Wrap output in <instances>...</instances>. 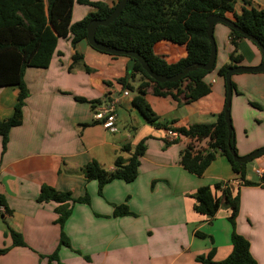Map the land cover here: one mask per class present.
Returning <instances> with one entry per match:
<instances>
[{
  "label": "crops",
  "instance_id": "crops-1",
  "mask_svg": "<svg viewBox=\"0 0 264 264\" xmlns=\"http://www.w3.org/2000/svg\"><path fill=\"white\" fill-rule=\"evenodd\" d=\"M245 1L235 0L236 14L243 8H264V0ZM218 26L213 35H218L215 39L223 48L218 45L222 48L218 54L216 45L215 71L204 78L210 93L185 104L182 94L175 101L154 96L149 88L144 99L156 117L153 123L146 122L132 105L136 92L127 90L125 97L118 83L125 79L133 89L141 83L140 75L132 76L127 57L100 53L86 41L73 49L66 38L58 41L46 69L25 71L28 97L22 123L10 130L4 151L0 140V206L4 210L0 212V250H5L0 264H49L47 257L55 251L61 264H200L196 257L211 249L213 259L222 261L231 250L229 211L221 208L209 221L193 211L191 197L200 187L220 183L239 188L235 232L249 241L256 263L264 264V181L254 174L255 169H264V154L250 172L247 163L245 179L256 186H240L238 175L220 155L197 177L180 164L183 139L173 143L166 133L214 124L223 112L225 82L217 72L230 63L233 48L230 29ZM153 53L172 64L185 57V46L162 41L154 45ZM75 54L81 60L69 70ZM236 55L241 60L235 67H257L262 62L258 48L245 38L237 42ZM231 82L235 86L231 125L237 154L244 157L264 147V73L235 74ZM18 94L16 87H0V120L12 115ZM113 100L116 123L111 132L94 120L93 112ZM141 141L146 148L133 182L112 181L99 194L96 181H85L82 170L88 163L95 161L113 171L117 157H129L122 148L129 146L133 152ZM42 186L70 193L74 199L87 195L89 203L73 204L60 227L57 204L37 202ZM120 205H126L133 216H114ZM10 230L21 235L23 247L12 246ZM61 234L70 248L59 247Z\"/></svg>",
  "mask_w": 264,
  "mask_h": 264
},
{
  "label": "trees",
  "instance_id": "trees-1",
  "mask_svg": "<svg viewBox=\"0 0 264 264\" xmlns=\"http://www.w3.org/2000/svg\"><path fill=\"white\" fill-rule=\"evenodd\" d=\"M0 0V87L13 86L19 90L17 102L12 115L0 120V140L4 151L11 129L22 123V108L28 97V91L23 81L27 69H46L56 51L58 41L70 38L73 49L81 41H86L87 24L94 20L106 19L113 12L120 0ZM245 3L247 1L244 0ZM87 5L93 9L84 19L72 23L74 4ZM235 0H128L120 16L106 27L99 26L95 31V39L108 47L138 53L147 62L150 69L157 75L173 76L180 73L186 66L206 63L210 55V44L206 35V19L210 15L226 17L232 20L241 30L256 38L264 47V8H243L241 14L234 12ZM244 39L230 29V45L233 51L230 63L221 67L217 74L224 79L228 69L234 68L241 60L236 55L237 42ZM166 41L185 46V57L176 63L168 64L153 53L155 44ZM96 51V50H95ZM102 53V52H100ZM73 64L69 70L81 60L80 55H73ZM132 76L138 74L141 83L136 88L132 105L148 123L156 120L155 115L146 103L144 96L150 88L154 96H169L178 101L183 95L184 103L191 104L210 93V86L204 78L209 72L195 70L176 83H156L141 68L138 62L130 59ZM124 90L134 91L126 80H118ZM232 90L235 86L231 82ZM176 91V93H173ZM78 101H83L77 98ZM253 106H255L253 104ZM88 126V125H84ZM186 137L190 143L183 150L180 164L190 174L201 177L211 162L220 155L230 164L234 174L238 175L240 186H256L254 182L245 179L247 163H236L232 153H236L234 133L228 140V130L221 112L214 124H197L187 129L175 130ZM179 140L171 141L177 143ZM203 144L205 148L195 150L196 145ZM145 143H137L131 152L129 146H124L122 152L128 158L117 157L113 171H106L99 163L92 161L82 170L85 181H96L99 194L102 188L115 180L125 183L133 182L138 174L140 158L145 151ZM230 148V149H229ZM260 156V155H259ZM220 196H217L218 192ZM194 200L193 211L211 221L218 210L228 209L227 221L231 225V250L222 261L213 259L214 249L206 255L196 257L200 264H257L250 254V244L247 239L235 232L236 219L239 212V188L231 189L227 184L204 186L191 196ZM38 203L53 202L57 204L56 223L62 227L68 219L71 207L76 203L88 204V196L74 199L70 193L58 192L55 189L42 186ZM0 197V205H2ZM114 216H133L126 205L116 206ZM198 236H203L197 234ZM13 247H23L20 234L10 230ZM59 247L70 248L68 239L61 234ZM5 250H0V254ZM49 264H61L57 251L47 257Z\"/></svg>",
  "mask_w": 264,
  "mask_h": 264
},
{
  "label": "water",
  "instance_id": "water-1",
  "mask_svg": "<svg viewBox=\"0 0 264 264\" xmlns=\"http://www.w3.org/2000/svg\"><path fill=\"white\" fill-rule=\"evenodd\" d=\"M127 1L128 0H120L117 6L115 7V9L113 10V12L106 19H103V20L94 19L89 22L86 27V42L92 49L98 52H102V53H105L111 56H124L130 59H134L136 62L139 63L142 70L156 83H176L180 79H182L185 75L197 69L207 71V72L211 71L215 65V59H216V45H215L214 38H213V28L216 24H222L228 27L229 29L243 36L245 39L251 41L258 48L261 54V57H262V62L259 66L257 67L237 66L234 68H230L227 70L224 76L226 95H225V104L223 108V114H224V121L226 123L227 130H228V140H230L231 133L233 130L232 125H231V119H230V105H231V98H232V93H233V90L231 87V76L235 74H242V73H264V47L263 45L256 38H254L253 36L241 30L232 20L226 17L210 15L206 19V23H207L206 35H207V38L210 44V55H209L208 61L203 64H195V65L186 66L180 73L170 76V77L163 76V75H157L150 69L147 62L138 53L133 52V51L119 50L113 47H108L106 45L99 43L95 39L96 29L99 26L106 27L109 24H111L115 19H117L120 16L124 7L126 6ZM262 154H264V147L257 149L256 151L244 157H239L236 153H232V159L236 163H248L252 159Z\"/></svg>",
  "mask_w": 264,
  "mask_h": 264
},
{
  "label": "built area",
  "instance_id": "built-area-1",
  "mask_svg": "<svg viewBox=\"0 0 264 264\" xmlns=\"http://www.w3.org/2000/svg\"><path fill=\"white\" fill-rule=\"evenodd\" d=\"M214 81L212 80L211 83ZM123 95L126 97L129 95L128 91L125 90L123 92ZM115 106H116V101H110L106 105H104L101 108H95L93 112V118L96 122H99L100 125L108 131L114 132L115 131V123H116V114H115ZM167 138L169 141H174V140H180L183 139L184 141V149L187 147V145L190 143V140L186 137H183L179 135L177 132L173 130H167ZM205 148L206 147L203 144H198L196 145L195 150ZM254 174L256 177L264 181V169L257 168L254 170ZM226 184V183H225ZM0 212H4L3 208L0 206Z\"/></svg>",
  "mask_w": 264,
  "mask_h": 264
},
{
  "label": "rangeland",
  "instance_id": "rangeland-1",
  "mask_svg": "<svg viewBox=\"0 0 264 264\" xmlns=\"http://www.w3.org/2000/svg\"><path fill=\"white\" fill-rule=\"evenodd\" d=\"M88 1L89 2H93V1H97V0H88ZM109 1L111 2L113 0H109ZM92 11H93V9L91 7H89V6H87V5H80V4L75 3L74 6H73V9H72V19H71V22L74 24V23H77V22L81 21L82 19H84ZM217 25H219L218 27H225L222 24H217ZM216 37H218L217 34L213 35L215 45L222 46V48H223V44L222 43L220 44L219 43V39H215ZM60 43L63 44V41L60 42ZM219 46H218L219 49L217 48V52H218V54L219 53L221 54L222 48H220ZM219 50H220V52H219ZM213 71H215V70H213ZM213 71H211V72H213ZM135 90L136 89H134V91ZM134 91H130V92H134ZM239 157H241V156H239ZM261 157H263V156L262 155L261 156H258V157L254 158V159H252L251 161L248 162L249 169H250L249 172L253 170V168L255 167L256 161H258V159H260Z\"/></svg>",
  "mask_w": 264,
  "mask_h": 264
}]
</instances>
